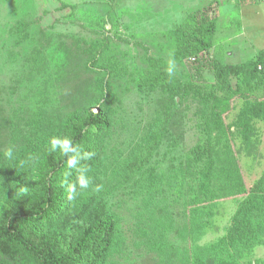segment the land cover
I'll use <instances>...</instances> for the list:
<instances>
[{
    "label": "rangeland",
    "instance_id": "1",
    "mask_svg": "<svg viewBox=\"0 0 264 264\" xmlns=\"http://www.w3.org/2000/svg\"><path fill=\"white\" fill-rule=\"evenodd\" d=\"M206 19L215 22L209 52L177 56V34ZM261 50L264 0H120L115 8L108 0H0L2 164L20 171L32 143L104 103L105 155L86 189L116 226L102 264H264V236L249 250L222 243L245 194L203 202L187 159L217 124V169L235 166L245 190L263 174L264 121L249 119L246 135L238 126L262 92L236 93L218 117L208 107L217 91L214 62L247 64ZM170 59L172 76L198 90L174 98L147 85L150 60L168 74ZM148 146V162L134 171Z\"/></svg>",
    "mask_w": 264,
    "mask_h": 264
},
{
    "label": "trees",
    "instance_id": "2",
    "mask_svg": "<svg viewBox=\"0 0 264 264\" xmlns=\"http://www.w3.org/2000/svg\"><path fill=\"white\" fill-rule=\"evenodd\" d=\"M108 2L111 8H115L120 0ZM214 29L215 22L206 19L178 33L176 55L198 57L208 53ZM89 49H101V46L93 44ZM150 62L146 70L149 87H160L174 98L198 90V87L185 86L161 71L154 60ZM213 74L217 91L208 107L217 117L230 110L231 99L236 93L262 92L263 99L255 101L239 114L238 126L246 135L252 129L249 119L264 121V50L247 64L216 61ZM231 77L236 78L235 88L230 84ZM109 122L106 104L102 103L98 112L93 108L84 109L66 119L56 134L32 143L20 171H7L0 157V264L104 262L115 234V222L105 203L86 189L77 188L76 197L68 199L67 183H75L77 173L67 167L66 156L59 150L51 152L49 149L51 137L58 136L71 138L82 150L93 152L90 160L80 162L89 167V175L104 158V137ZM216 125H211L208 142L197 144L187 159L195 165L197 187L203 202L245 194L237 205L222 243L249 250L261 244L260 238L264 236V172L249 190H245L235 166L229 170L217 169L219 152L212 142L218 137ZM149 152L148 146L132 163L131 169L140 171L149 160ZM217 180L221 187H215L214 181Z\"/></svg>",
    "mask_w": 264,
    "mask_h": 264
},
{
    "label": "clouds",
    "instance_id": "3",
    "mask_svg": "<svg viewBox=\"0 0 264 264\" xmlns=\"http://www.w3.org/2000/svg\"><path fill=\"white\" fill-rule=\"evenodd\" d=\"M176 70V65L174 60L168 61V67L166 69L169 76H172L174 71ZM51 152H56L57 150L60 153L67 157L66 164L69 169H75L77 176L75 183H67V191H68V199L73 200L77 193V188L84 190L88 189L92 183L91 178L88 176L89 167L87 165H83L81 161H87L92 158L94 155L93 152L82 150V147L78 144H74L73 140L68 137H58L53 136L50 139V149ZM4 156L7 159H12L14 157V149L13 147H8ZM71 173H69L70 175ZM102 189V185H96L94 190L100 191Z\"/></svg>",
    "mask_w": 264,
    "mask_h": 264
},
{
    "label": "water",
    "instance_id": "4",
    "mask_svg": "<svg viewBox=\"0 0 264 264\" xmlns=\"http://www.w3.org/2000/svg\"><path fill=\"white\" fill-rule=\"evenodd\" d=\"M93 111L94 112H98V108L97 107H93Z\"/></svg>",
    "mask_w": 264,
    "mask_h": 264
}]
</instances>
